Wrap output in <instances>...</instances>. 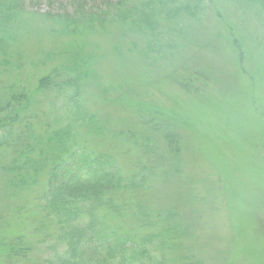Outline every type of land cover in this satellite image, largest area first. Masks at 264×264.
Masks as SVG:
<instances>
[{"label":"rangeland","instance_id":"rangeland-1","mask_svg":"<svg viewBox=\"0 0 264 264\" xmlns=\"http://www.w3.org/2000/svg\"><path fill=\"white\" fill-rule=\"evenodd\" d=\"M211 1L201 22L179 26L148 14L145 21L157 27L144 24L139 32L110 22L106 30L97 25L99 32L80 36L48 30L42 15L70 14L80 2L26 0L25 9L36 18L20 36L17 55L36 73L43 61L57 65L78 47L85 51L92 64L90 77L80 81L81 113L94 119L72 127L78 143L118 155L126 171L158 163L143 149L146 139L168 152L147 120L181 130L186 139L179 155L170 157L169 176L159 175L146 199L154 211L177 212L168 222L184 229L178 256L202 264H264V16ZM199 81L207 84L202 93L192 87ZM35 92L32 113L42 112V123L51 121L57 102ZM7 203L9 208L12 201ZM1 204L0 264H7L5 241L21 228L32 231L37 219L29 206L28 224L20 226L16 216L2 213L6 203Z\"/></svg>","mask_w":264,"mask_h":264},{"label":"trees","instance_id":"trees-1","mask_svg":"<svg viewBox=\"0 0 264 264\" xmlns=\"http://www.w3.org/2000/svg\"><path fill=\"white\" fill-rule=\"evenodd\" d=\"M73 1L80 3L70 14H42L48 30L93 35L106 30L110 22H119L143 32L144 24L157 27L156 22L145 21L154 14L182 26L188 20L203 21L212 3ZM225 1L264 16V0ZM25 2L0 0V203L7 204L2 213L16 216L18 225L25 227L26 213L33 207L37 220L32 226H37L28 232L21 228L5 241L7 264H202L193 256L176 254L184 230H179L182 225L177 222L170 224L177 212L165 215L146 203L158 176H169L173 167L170 157L179 155L185 135L168 121L147 120L161 134L168 152L165 155L157 146L150 147L151 140L146 139L143 149L158 163L140 164L131 171L125 170L118 155L95 152L87 142L78 143V131L72 126L84 119L80 81L90 77L91 58L78 47L57 65L53 59L46 64L43 61L39 71L28 72L17 48L20 36L34 25L36 16L25 9ZM234 43L239 45L236 40ZM193 84L196 92L206 90L205 82ZM32 91L49 98L50 103L57 102L51 121L42 123L38 118L43 113H32ZM55 117L64 120L56 122ZM86 118L89 122L94 119ZM7 199L12 201L9 208Z\"/></svg>","mask_w":264,"mask_h":264}]
</instances>
